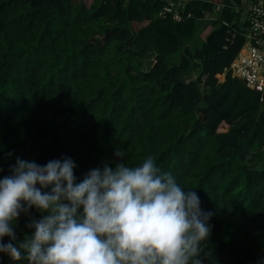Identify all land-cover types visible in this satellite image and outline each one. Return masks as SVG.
Here are the masks:
<instances>
[{"label": "trees", "instance_id": "obj_1", "mask_svg": "<svg viewBox=\"0 0 264 264\" xmlns=\"http://www.w3.org/2000/svg\"><path fill=\"white\" fill-rule=\"evenodd\" d=\"M166 5L0 0V177L17 158L70 157L80 181L117 147L130 166L152 155L213 213L204 264H264V94L229 71L249 33L241 0L188 2L179 21ZM40 216L21 214L18 239Z\"/></svg>", "mask_w": 264, "mask_h": 264}, {"label": "clouds", "instance_id": "obj_2", "mask_svg": "<svg viewBox=\"0 0 264 264\" xmlns=\"http://www.w3.org/2000/svg\"><path fill=\"white\" fill-rule=\"evenodd\" d=\"M116 148L80 181L70 157L41 165L17 158L0 177V254L27 264H204L213 213L152 155L135 166ZM35 209L32 231L16 222ZM5 237L8 242L5 243Z\"/></svg>", "mask_w": 264, "mask_h": 264}, {"label": "built area", "instance_id": "obj_3", "mask_svg": "<svg viewBox=\"0 0 264 264\" xmlns=\"http://www.w3.org/2000/svg\"><path fill=\"white\" fill-rule=\"evenodd\" d=\"M185 4L168 3L163 14H170L175 21L181 19ZM219 7H217V11ZM249 23L247 42L230 66L233 78L240 80L248 89L264 94V0H253L246 10Z\"/></svg>", "mask_w": 264, "mask_h": 264}, {"label": "rangeland", "instance_id": "obj_4", "mask_svg": "<svg viewBox=\"0 0 264 264\" xmlns=\"http://www.w3.org/2000/svg\"><path fill=\"white\" fill-rule=\"evenodd\" d=\"M204 24L205 23H199L198 28L202 29L205 26ZM196 37L198 38V35ZM153 62H154V52H153V49L151 48L148 50L147 54L143 58L144 69H148ZM174 63H176V59H170L169 60V64H174ZM190 79H191V77L189 76V77L185 78V81L188 82Z\"/></svg>", "mask_w": 264, "mask_h": 264}, {"label": "crops", "instance_id": "obj_5", "mask_svg": "<svg viewBox=\"0 0 264 264\" xmlns=\"http://www.w3.org/2000/svg\"><path fill=\"white\" fill-rule=\"evenodd\" d=\"M163 1H165L167 4L168 3H173V4H178V3H180V4H185L186 5V3H188V2H191V1H195V0H163ZM252 0H241V5L239 6V7H236V9L235 10H240V12H242L241 13V16H242V20L243 21H245V16H247L246 15V10H247V7H248V5H249V3L251 2ZM221 80H223V76H220L219 77Z\"/></svg>", "mask_w": 264, "mask_h": 264}]
</instances>
